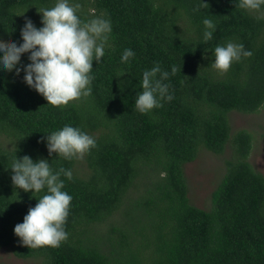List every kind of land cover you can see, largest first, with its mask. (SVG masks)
Segmentation results:
<instances>
[{"label": "trees", "instance_id": "16d2710c", "mask_svg": "<svg viewBox=\"0 0 264 264\" xmlns=\"http://www.w3.org/2000/svg\"><path fill=\"white\" fill-rule=\"evenodd\" d=\"M78 2L82 18L105 14L112 24L110 47L101 62L93 60L91 95L53 106L23 72H0V248L40 264H264V175L248 160L252 133L232 134L228 116L264 104V19L239 8V0ZM52 4L0 0V43L22 42L24 18L40 27L38 10ZM205 17L216 25L208 41ZM228 40L252 55L221 72L211 64L212 50ZM125 48L135 55L121 62ZM157 62L169 72L172 99L140 113L134 100L142 71ZM64 124L91 134L95 147L71 161L49 156L41 138ZM228 143L211 205H194L185 163L201 148L221 153ZM15 154L73 171L71 180L61 177L72 200L68 237L58 247H29L13 231L44 194L13 185Z\"/></svg>", "mask_w": 264, "mask_h": 264}, {"label": "clouds", "instance_id": "9594fccd", "mask_svg": "<svg viewBox=\"0 0 264 264\" xmlns=\"http://www.w3.org/2000/svg\"><path fill=\"white\" fill-rule=\"evenodd\" d=\"M238 6L255 11L258 19H264V0H239ZM80 7L78 0H53L52 6L38 10L40 27L25 17L20 28L22 42L0 43V72L15 70L16 75L23 72V81L53 106L67 105L69 101L91 95L93 60L101 62L105 48L110 47L112 24L105 14L82 18L78 14ZM202 24V38L208 41L215 31V22L205 17ZM25 53L29 61L26 64L21 62ZM134 55L131 48H125L121 62H128ZM251 55L243 43L228 40L212 50L211 64L226 72L234 61ZM175 71L173 67L172 72ZM168 77L169 72L158 62L142 71L141 90L134 100L140 113H148L160 107L162 100L172 99L170 84L164 82ZM41 139L49 156L56 153L69 161L81 158L96 144L91 134L72 124H64ZM10 168L13 185L26 192L31 190L32 194L44 193L28 208L23 221L15 224V235L29 247H58L68 237L65 223L72 200L71 194L64 190L65 180L61 177L71 180L72 169L60 166L54 170L46 158L34 160L27 154L21 157L15 154Z\"/></svg>", "mask_w": 264, "mask_h": 264}, {"label": "rangeland", "instance_id": "374dc122", "mask_svg": "<svg viewBox=\"0 0 264 264\" xmlns=\"http://www.w3.org/2000/svg\"><path fill=\"white\" fill-rule=\"evenodd\" d=\"M228 116L232 134L241 128L252 133V147L248 160L264 175V104L256 112L243 113L233 109ZM231 151L230 143L221 153L201 148L193 160L185 163L184 175L188 186V197L194 205L201 208H208L211 205L212 191L225 173V161L230 157ZM82 163L84 161L81 159ZM78 164L81 165L80 161ZM0 264H40V259L17 257L9 248L2 247Z\"/></svg>", "mask_w": 264, "mask_h": 264}]
</instances>
